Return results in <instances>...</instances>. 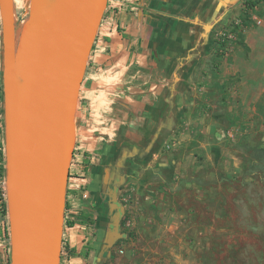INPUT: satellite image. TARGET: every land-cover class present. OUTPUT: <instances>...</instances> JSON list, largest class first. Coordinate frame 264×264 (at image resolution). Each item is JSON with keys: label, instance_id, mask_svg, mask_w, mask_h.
Wrapping results in <instances>:
<instances>
[{"label": "rangeland", "instance_id": "obj_1", "mask_svg": "<svg viewBox=\"0 0 264 264\" xmlns=\"http://www.w3.org/2000/svg\"><path fill=\"white\" fill-rule=\"evenodd\" d=\"M50 1L42 0L45 25ZM252 3L250 6L245 0H158L163 21V43L156 50V60L160 61L154 62L152 55L142 78L149 103L145 112L146 137L156 138L155 134L160 132L166 137L161 145L151 140L149 146L160 153L194 150V164L208 174V195L213 198L208 204V222L213 223V230L223 225L234 228L232 235L211 232L209 248L199 254L204 264H264V0ZM13 4L17 42L28 16L29 0H13ZM249 32L252 46L246 41ZM88 71L90 74V68ZM17 78L21 84L18 73ZM0 81V137L4 142L1 73ZM87 81L78 95L73 153L82 149L85 142L80 137V126L86 123L80 120V105L87 103ZM90 121L86 127L92 125ZM97 121L100 123V118ZM129 143L140 149L144 146ZM130 159L133 169L125 172L124 166L118 176L121 235L113 246L114 264H125V249L130 248L125 231L135 239L139 237L136 230L153 229L155 213L165 211V205L155 201L153 187L170 172L153 166L141 170L136 158ZM0 165L3 181L5 158ZM148 179L151 187L142 188V181ZM161 191L169 196L167 188ZM4 219L8 223L7 214ZM137 254L134 252L133 257ZM151 254L146 251L149 261ZM181 254L183 260L193 258L189 251Z\"/></svg>", "mask_w": 264, "mask_h": 264}, {"label": "crops", "instance_id": "obj_2", "mask_svg": "<svg viewBox=\"0 0 264 264\" xmlns=\"http://www.w3.org/2000/svg\"><path fill=\"white\" fill-rule=\"evenodd\" d=\"M157 3L158 0H119L114 3L117 7L109 2L104 11L80 86L81 89L88 80L84 95L87 103L80 105V120L86 123L80 126L79 136L85 142L73 153L66 186V218L76 217L82 209L91 215L94 225L63 228L60 264H114L113 246L120 237L113 231L118 212L114 201L119 204V171L122 173L124 166L125 172L133 169L129 165L131 157L136 158L141 170L153 166L170 174L161 179L162 185L158 180L153 187L155 201L165 205V215L155 213L154 228L136 230L139 237L135 239L125 231L130 247L125 249V264H204L199 254L209 248L211 232L233 234L234 228L225 225L214 232L213 223L208 222V204L213 198L208 195V174L194 164V150L160 153L149 144L154 140L161 145L164 133L152 139L145 134L149 103L142 78L152 55L154 62L160 61L156 60V50L163 43V21ZM246 41L252 46L250 32ZM89 120L92 125L86 127ZM129 142L144 144L143 149L131 147ZM142 183V188L150 186L149 179ZM164 187L169 196L162 193ZM7 231V219L0 215V264H10ZM88 241L93 248L83 256L80 251ZM147 250L152 252L150 261L145 256ZM181 251H189L193 258L181 259ZM134 252L138 253L135 258Z\"/></svg>", "mask_w": 264, "mask_h": 264}, {"label": "water", "instance_id": "obj_3", "mask_svg": "<svg viewBox=\"0 0 264 264\" xmlns=\"http://www.w3.org/2000/svg\"><path fill=\"white\" fill-rule=\"evenodd\" d=\"M107 1L60 0L45 25L42 0H29L16 42L13 0H0L10 264H60L74 117Z\"/></svg>", "mask_w": 264, "mask_h": 264}, {"label": "trees", "instance_id": "obj_4", "mask_svg": "<svg viewBox=\"0 0 264 264\" xmlns=\"http://www.w3.org/2000/svg\"><path fill=\"white\" fill-rule=\"evenodd\" d=\"M246 3L250 6H252L254 3H252V0H245ZM108 2L107 1V6H108ZM106 6V7H107ZM1 83V81H0ZM0 90H1V84H0ZM2 93V92H1ZM2 110V106H1V95H0V112ZM1 133V130H0ZM4 143H3V138L0 137V162H2L4 160ZM3 171V166L0 165V173ZM67 209V206L65 207ZM7 211H6V202L5 199H2V197H0V215L1 217H6ZM75 224H87V225H94V220L91 217V215L82 209H79V215H77L76 217L73 218H66L65 217V225L66 226H73ZM7 237L9 239V235H8V231H7ZM8 248H10V245L8 244ZM92 242L88 241L82 248V250L80 251V254L83 256H86L89 251L92 249ZM10 252V249H9ZM10 263V260H9Z\"/></svg>", "mask_w": 264, "mask_h": 264}, {"label": "bare ground", "instance_id": "obj_5", "mask_svg": "<svg viewBox=\"0 0 264 264\" xmlns=\"http://www.w3.org/2000/svg\"><path fill=\"white\" fill-rule=\"evenodd\" d=\"M59 1H60V0H51V1H50V8H49V13H48L47 23L50 22L51 17H52L53 14L55 13V11H56V9H57V7H58V3H59ZM13 6H14V4H13ZM47 23H46V25H48ZM0 35H1V22H0ZM0 38H1V36H0ZM1 77H2V72H1ZM16 78H17V75H16ZM17 80H18V78H17Z\"/></svg>", "mask_w": 264, "mask_h": 264}, {"label": "built area", "instance_id": "obj_6", "mask_svg": "<svg viewBox=\"0 0 264 264\" xmlns=\"http://www.w3.org/2000/svg\"><path fill=\"white\" fill-rule=\"evenodd\" d=\"M109 1L113 2V5H114L115 7H117L114 3L117 2V1H119V0H109ZM114 6H113V7H114ZM258 23H260V20H258ZM220 34H222V33H220ZM3 149H4V148H3ZM84 196H85V195H84ZM0 197H2V199H5V197H6L5 187H4V180H3V181L0 180ZM119 252H120V253H123L124 251H123L122 248H120V249H119Z\"/></svg>", "mask_w": 264, "mask_h": 264}]
</instances>
